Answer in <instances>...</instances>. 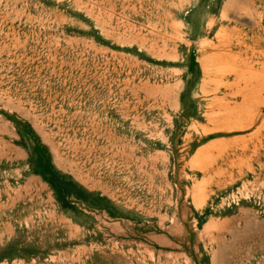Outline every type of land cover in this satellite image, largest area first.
I'll use <instances>...</instances> for the list:
<instances>
[{
  "label": "rangeland",
  "instance_id": "rangeland-1",
  "mask_svg": "<svg viewBox=\"0 0 264 264\" xmlns=\"http://www.w3.org/2000/svg\"><path fill=\"white\" fill-rule=\"evenodd\" d=\"M0 264H264V0H0Z\"/></svg>",
  "mask_w": 264,
  "mask_h": 264
}]
</instances>
